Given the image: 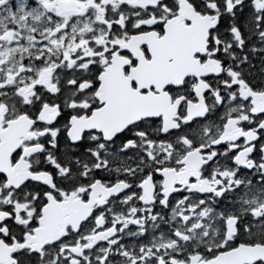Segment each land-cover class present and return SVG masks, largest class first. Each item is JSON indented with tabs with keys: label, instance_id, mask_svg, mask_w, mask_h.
I'll list each match as a JSON object with an SVG mask.
<instances>
[{
	"label": "snow or ice",
	"instance_id": "snow-or-ice-1",
	"mask_svg": "<svg viewBox=\"0 0 264 264\" xmlns=\"http://www.w3.org/2000/svg\"><path fill=\"white\" fill-rule=\"evenodd\" d=\"M0 264H264V0H0Z\"/></svg>",
	"mask_w": 264,
	"mask_h": 264
}]
</instances>
